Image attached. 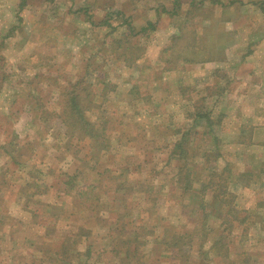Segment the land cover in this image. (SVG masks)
Here are the masks:
<instances>
[{
    "label": "rangeland",
    "instance_id": "rangeland-1",
    "mask_svg": "<svg viewBox=\"0 0 264 264\" xmlns=\"http://www.w3.org/2000/svg\"><path fill=\"white\" fill-rule=\"evenodd\" d=\"M181 28L215 59L167 52ZM79 81L100 94L86 118L110 151L88 135L67 147L59 116L38 108ZM211 109L212 130L194 122ZM185 163L198 181L187 190ZM28 164L42 189L19 176ZM231 165L221 204L209 181ZM263 171L264 0H0V264H264ZM85 182L96 209L81 205Z\"/></svg>",
    "mask_w": 264,
    "mask_h": 264
},
{
    "label": "trees",
    "instance_id": "trees-1",
    "mask_svg": "<svg viewBox=\"0 0 264 264\" xmlns=\"http://www.w3.org/2000/svg\"><path fill=\"white\" fill-rule=\"evenodd\" d=\"M24 4V3H23ZM22 5V4H21ZM191 13V12H190ZM128 22L130 24V22L128 21V19L125 21ZM131 25V24H130ZM150 25H154L153 23L150 22ZM145 29V28H144ZM180 34L177 37V40L174 41L172 44L168 45V47H166V51L170 52L173 51L175 52L177 50V52L180 50L182 52V54H180V56H182L184 54V56L182 57L181 60L183 61H188V62H192L194 60L197 61H202V60H213L215 58H202L199 57L201 54V52H203L202 50L206 49L207 45L203 44V48L198 49L199 48V43L198 41L201 40H197L198 37H196L197 33L193 32V36L192 38H186L185 36V30L183 28L180 29ZM189 41L188 45H185V47H183V43H185L184 41ZM177 47H179L177 49ZM212 47L209 46V49H211ZM194 51V54H193ZM196 51H200V52H196ZM196 52V53H195ZM179 56V59L181 58ZM198 57V58H197ZM44 76L47 74H43ZM50 76L49 78H52L51 75H47ZM37 77H41V76H37ZM45 78V77H44ZM83 81H79V82H75L72 83L70 82L68 85V89L66 88H60L59 89V93L57 95V101H55L53 99V101L51 102H44L41 99H39V109H44L46 112L49 113L50 116L52 115H58L59 118L61 119V122L63 125L66 126V131H67V135H68V140L65 141V145L67 147H72V143H71V139L74 137H77L79 139V141H83V139H85V136H89V138L92 140L93 143L97 144H103L104 145V149H107V151H110V149L112 148V144H111V137L110 136H105L102 133V129L99 131L96 126L97 124H93L91 125V122L87 120L86 117H94L95 120L97 119V117H99V113H100V109L102 107L101 105V97L100 94L97 92L95 93L93 96H91L90 94H86L84 95L80 90V87H85L82 84ZM100 89V87H98ZM104 87H102L103 89ZM105 90V89H104ZM89 99L88 102H86ZM56 103L59 108V111H57L55 113V108H56ZM51 107L54 109H51ZM89 112V115H86V112ZM213 113V110L211 109L209 112L202 114V113H198L197 115H195L194 118V122H198L199 120H202V124H204L205 126H207V128H210V130H212L213 126H216L214 124L213 119L211 118V114ZM48 118V117H46ZM91 125V130H89V126ZM199 125V124H198ZM89 127V128H88ZM88 128V129H86ZM212 132V131H211ZM97 133V134H96ZM187 133L183 134L182 139H180L179 141L176 142L175 144V151L174 154L175 155H179V159L182 160H186V153L185 150L183 149L184 144H186L185 140H187ZM184 139V141H183ZM34 143V142H31ZM33 144V151L35 150ZM189 154V153H188ZM221 153H217L215 154L214 157L220 156ZM212 156V152L209 151L206 154V157H211ZM188 161V160H187ZM251 165H253V163H249L247 162V165H245L243 167V170H241L242 172H240L241 177H243L245 180H248V182H250L252 180V178L254 176H257L259 174V171L257 170V168L253 169L254 167H252ZM187 163H185L184 165H181V170H179V180L178 182L180 183V186L182 188H184L185 190H187L188 188H191L193 183H198V181H196V179L191 178V174L190 172H192L188 167ZM248 166V167H246ZM27 169H30L29 172L25 173V172H21L20 173V177L23 178L25 180V182H29V184H34L37 188H40V183H38V180L40 178L37 177V175H35V173L33 174L32 172H36L37 168L40 167V165L37 164H28L25 166ZM252 167V168H250ZM51 169L49 168L48 170V174L51 173ZM232 165L229 167H226L223 169V171H221L219 174H215L216 177H213V179H211L209 181V185L208 188L212 191V198H214L216 201L220 202L221 204H230L232 201L229 200L230 197V191L227 188V181H229V177L232 175ZM264 172V171H263ZM262 172V174H263ZM32 174V175H30ZM53 174V173H52ZM82 172L80 173H67L68 176V180H65L66 183L68 184V182H72V180H75L77 178H79ZM264 175V174H263ZM34 176V177H33ZM262 176V175H261ZM35 179V180H34ZM173 185V184H172ZM95 185L89 184V183H84V185L81 184V186L75 184V190L77 191V193L80 195L81 200L85 197V196H92V200L91 197H87L86 199H84L83 202H81V205L84 206V208L87 209H96L97 206V202L99 201L100 197L98 195V193L95 191ZM176 188L178 186H175ZM180 188V187H179ZM42 189V188H40ZM95 191V194H93ZM30 199H28L27 202H30ZM90 200V201H88ZM2 201H0L1 203ZM201 208L204 210L205 214V210L208 209V203H203V205L201 206ZM207 211V212H208ZM203 217V215H202ZM196 222H195V227H199V220H197L195 218ZM202 220V219H200ZM201 223H203V221H201ZM203 225V224H202ZM204 226H205V217H204ZM80 229H83V225H80ZM199 230V228H198ZM177 234L173 235V240L176 238ZM181 237V235H179ZM179 237V239H180ZM178 239V240H179ZM185 239V236H184ZM161 240V239H159ZM186 240V239H185ZM221 240L220 239H216L214 242H212V247L209 250V253H219L221 254L222 252V244H218ZM180 242V240L178 241ZM208 242V241H207ZM117 243L121 244L120 242H116L113 248V252L116 253V256H118V252H119V248H117ZM159 244H161V241L158 242ZM176 244V242H175ZM208 246V244H206ZM89 246V245H88ZM87 246V247H88ZM206 246V247H207ZM89 248H91V244L89 246ZM224 248V247H223ZM170 249V248H169ZM226 252L224 254L228 253V248L225 247L224 249ZM170 251H172V256L171 258H176L177 255L175 253V249L172 247L170 249ZM83 264H87L83 263Z\"/></svg>",
    "mask_w": 264,
    "mask_h": 264
}]
</instances>
